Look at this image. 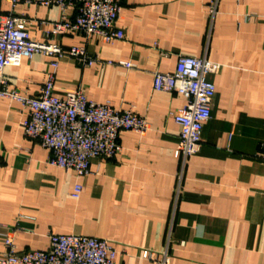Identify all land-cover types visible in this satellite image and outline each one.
Wrapping results in <instances>:
<instances>
[{"label": "crops", "instance_id": "0c3cea01", "mask_svg": "<svg viewBox=\"0 0 264 264\" xmlns=\"http://www.w3.org/2000/svg\"><path fill=\"white\" fill-rule=\"evenodd\" d=\"M211 1L122 0L123 38L110 42L75 30L49 35L53 22L74 17L73 8L15 7L34 41L132 63L83 67L60 57L56 95L80 88L92 101L133 109L148 127L120 131V152L92 158L77 177L48 163V150L24 133L26 109L0 97V255L7 234L25 251L45 249L51 233H72L110 241L115 264H155L142 251L159 252L167 237L171 264H264V0H217L213 15ZM9 10L0 0V16ZM178 55L220 65L208 75L214 95L199 151L179 182V126L170 111L185 99L152 88L153 73L172 72ZM51 60L37 53L6 66L8 87L36 96ZM77 181L83 190L73 198Z\"/></svg>", "mask_w": 264, "mask_h": 264}, {"label": "built area", "instance_id": "2783aa9c", "mask_svg": "<svg viewBox=\"0 0 264 264\" xmlns=\"http://www.w3.org/2000/svg\"><path fill=\"white\" fill-rule=\"evenodd\" d=\"M121 1L6 0L10 10L0 16V97L15 100L26 109V117L22 121L24 133L37 139L48 150V163L72 170L77 177L87 175L92 158L109 159L120 152V131L142 133L148 123L131 108L116 109L110 101L88 99L80 88L65 91L61 96L56 95L54 72L58 59L68 56L83 67L101 63L130 68L132 63L90 56L84 46L64 49L51 41H34L24 21L16 17L13 10L21 2L56 5L62 11L73 8L74 17L53 22L49 35L75 30L86 39L95 34L102 41L110 42L123 38V32L116 26ZM216 1L210 3L211 15L215 13ZM37 53L53 57L50 62L52 71L46 75L39 93L31 97L9 88L3 69L18 65L22 59H30ZM219 66L205 57L178 55L172 72L153 73L152 88L155 91L176 92L185 99L181 108L170 111L179 126L178 147L174 151V156L180 161L178 182L187 158L199 151L203 124L210 118V103L214 95V84L208 75L215 73ZM82 190L83 185L77 181L71 196L78 198ZM3 244L5 250L0 255V264H115L117 255L115 246L108 240L72 233L49 234L45 249L17 251L10 234L4 235ZM142 256L155 264H171L169 238L159 252L143 249Z\"/></svg>", "mask_w": 264, "mask_h": 264}]
</instances>
